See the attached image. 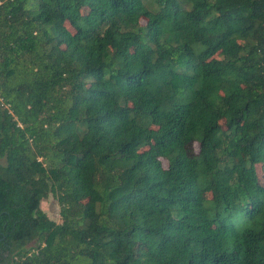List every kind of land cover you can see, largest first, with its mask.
Here are the masks:
<instances>
[{
  "label": "trees",
  "instance_id": "obj_1",
  "mask_svg": "<svg viewBox=\"0 0 264 264\" xmlns=\"http://www.w3.org/2000/svg\"><path fill=\"white\" fill-rule=\"evenodd\" d=\"M0 264H264V0H0Z\"/></svg>",
  "mask_w": 264,
  "mask_h": 264
},
{
  "label": "rangeland",
  "instance_id": "obj_2",
  "mask_svg": "<svg viewBox=\"0 0 264 264\" xmlns=\"http://www.w3.org/2000/svg\"><path fill=\"white\" fill-rule=\"evenodd\" d=\"M163 166H165V163H163ZM39 206L48 218L55 222L60 221L58 215V204L52 193H48L47 197L40 201Z\"/></svg>",
  "mask_w": 264,
  "mask_h": 264
}]
</instances>
